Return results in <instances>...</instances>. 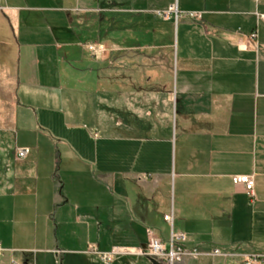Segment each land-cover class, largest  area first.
<instances>
[{
	"label": "crops",
	"instance_id": "crops-1",
	"mask_svg": "<svg viewBox=\"0 0 264 264\" xmlns=\"http://www.w3.org/2000/svg\"><path fill=\"white\" fill-rule=\"evenodd\" d=\"M261 13L264 0H0L9 262L152 264L98 252L146 249L149 231L167 242L168 213L199 253L177 264L264 255ZM235 175L255 179L254 197Z\"/></svg>",
	"mask_w": 264,
	"mask_h": 264
},
{
	"label": "built area",
	"instance_id": "built-area-1",
	"mask_svg": "<svg viewBox=\"0 0 264 264\" xmlns=\"http://www.w3.org/2000/svg\"><path fill=\"white\" fill-rule=\"evenodd\" d=\"M170 10L175 12L177 17L176 7L172 6ZM259 18L264 22V13L259 14ZM251 36L254 37L255 33H253ZM88 48L95 55L97 54V52H99L95 44H90ZM28 153H29V149L27 148H21L17 152L18 157L20 158L24 157ZM233 182L236 184H243L245 186L247 194L250 197H254L255 179L252 176L235 175L233 177ZM164 219L168 221L172 226L170 238L168 239L167 242H163L159 238L152 236L151 231H149L150 238L146 249L141 247H136V248L116 247L109 253L97 251L98 254L105 263H111L117 255H122V254L153 258L158 262H160L161 264H177L178 262H181L183 260L184 256L187 253L191 257L196 258L199 255L198 251L196 249H191L187 251L185 247V243L188 240L187 234L182 231H175L173 229V222H174L173 213L166 214L164 216ZM4 253H5V249H3L0 245V257L3 256ZM213 254L221 255L222 251L220 249H215L213 250ZM10 264H22V263L12 258ZM241 264H264V255L263 254L248 255L242 260Z\"/></svg>",
	"mask_w": 264,
	"mask_h": 264
},
{
	"label": "rangeland",
	"instance_id": "rangeland-1",
	"mask_svg": "<svg viewBox=\"0 0 264 264\" xmlns=\"http://www.w3.org/2000/svg\"><path fill=\"white\" fill-rule=\"evenodd\" d=\"M163 15H164V14H163ZM159 16H160V15H159ZM161 40L163 41L164 39H161ZM96 45H97V48H98V51H99V55H106L107 52L109 51V48L107 47V45H106L105 43H100V42H98V43H96ZM88 68H89V67H88ZM121 70L124 71L123 69H120V70H119V71H120V72H119L120 74H122V71H121ZM158 73H161V72L159 71ZM104 75H105V77H106V74H105V73H104ZM120 77H121V79H122V75L119 76V79H120ZM109 84H110V83H109ZM114 84H115V87H117V82H115ZM85 86H87L88 89L93 90V89L95 88V83H94V81H89V82L87 83V85H85ZM106 114H107V113L104 114V121H103L104 123H103V124H99L97 130H98L99 134H101L102 136H104V137H106V138H109V137H111V136H110V133H112V130H111V128H110V126H111V116H110V117H109V115L105 116ZM86 116H87V121H88V123H89V125H90V127H91L92 124L94 123V120L92 121V120L90 119V115H89V113H86ZM16 258H17L18 260L22 261V259H21V257H20L19 255H16ZM146 259L150 261L149 258L146 257ZM150 262H151V261H150ZM151 263H152V262H151ZM0 264H10L7 253L4 254V256H1V257H0Z\"/></svg>",
	"mask_w": 264,
	"mask_h": 264
},
{
	"label": "water",
	"instance_id": "water-1",
	"mask_svg": "<svg viewBox=\"0 0 264 264\" xmlns=\"http://www.w3.org/2000/svg\"><path fill=\"white\" fill-rule=\"evenodd\" d=\"M149 259L152 262V264H161L160 262H158L157 260H155L153 258H149Z\"/></svg>",
	"mask_w": 264,
	"mask_h": 264
}]
</instances>
